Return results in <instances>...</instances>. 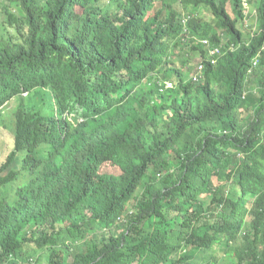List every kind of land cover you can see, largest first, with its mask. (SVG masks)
Segmentation results:
<instances>
[{
    "label": "trees",
    "instance_id": "trees-1",
    "mask_svg": "<svg viewBox=\"0 0 264 264\" xmlns=\"http://www.w3.org/2000/svg\"><path fill=\"white\" fill-rule=\"evenodd\" d=\"M257 1L0 0V264H264Z\"/></svg>",
    "mask_w": 264,
    "mask_h": 264
},
{
    "label": "rangeland",
    "instance_id": "rangeland-1",
    "mask_svg": "<svg viewBox=\"0 0 264 264\" xmlns=\"http://www.w3.org/2000/svg\"><path fill=\"white\" fill-rule=\"evenodd\" d=\"M248 1L249 0H244V3H243L244 7L246 8V13H247V17L243 21L245 28H246V31H244V35H243L245 40H247L249 38V36L251 35L252 32L257 30V26H255V17H256L255 14L257 13L256 9L258 6V1L257 0H251L252 1L251 5H249L247 3ZM199 12H200V15H207L205 13V11H203V10H199ZM182 51L177 52L178 53L177 57H179L181 55V53H183ZM198 57H199V55H197L196 53H193V55L189 57V61L196 63L198 61ZM177 59L178 58H176V60ZM29 96L30 95L24 94V100L26 103H30L28 100ZM40 97H41V95H37L36 98H33L31 104H34L37 107H40L41 111L43 113H51L53 111L52 106H49V104H45L42 106V102H45V100L47 102L49 101L48 97L42 96L41 99H40ZM16 102H17L16 99H13L8 104H5L1 107L2 113H3V120H2V123L0 124V158L7 153V151L10 148V145H11L12 128H13V109H14ZM44 258H45V256H42V259L40 262L37 263L34 260H32L31 263L32 264H44V262H45ZM223 264H225L224 261H223Z\"/></svg>",
    "mask_w": 264,
    "mask_h": 264
},
{
    "label": "built area",
    "instance_id": "built-area-1",
    "mask_svg": "<svg viewBox=\"0 0 264 264\" xmlns=\"http://www.w3.org/2000/svg\"><path fill=\"white\" fill-rule=\"evenodd\" d=\"M202 43H203V44H204V43H207V41H203ZM215 52H218V50H217V49L210 50V53H211V54H214ZM201 68H202V67L200 66V69H201ZM195 77H198V75H197V74L194 75V79H196Z\"/></svg>",
    "mask_w": 264,
    "mask_h": 264
},
{
    "label": "clouds",
    "instance_id": "clouds-1",
    "mask_svg": "<svg viewBox=\"0 0 264 264\" xmlns=\"http://www.w3.org/2000/svg\"><path fill=\"white\" fill-rule=\"evenodd\" d=\"M173 84L170 81H165V87H172Z\"/></svg>",
    "mask_w": 264,
    "mask_h": 264
}]
</instances>
